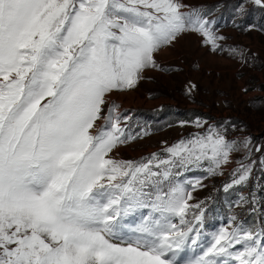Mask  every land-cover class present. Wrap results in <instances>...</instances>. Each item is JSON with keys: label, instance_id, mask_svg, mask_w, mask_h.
Listing matches in <instances>:
<instances>
[{"label": "snow or ice", "instance_id": "6c2138e0", "mask_svg": "<svg viewBox=\"0 0 264 264\" xmlns=\"http://www.w3.org/2000/svg\"><path fill=\"white\" fill-rule=\"evenodd\" d=\"M211 23L184 0H0V264H177L197 243L203 202L189 201L203 184L182 174L223 175L235 141L210 128L163 156L115 159L136 137L108 97L185 34L223 51ZM250 173L239 164L225 188ZM206 245L189 264H264V223L231 217Z\"/></svg>", "mask_w": 264, "mask_h": 264}, {"label": "rangeland", "instance_id": "374dc122", "mask_svg": "<svg viewBox=\"0 0 264 264\" xmlns=\"http://www.w3.org/2000/svg\"><path fill=\"white\" fill-rule=\"evenodd\" d=\"M184 3L212 22V30L224 37L223 51L214 53L198 34H185L169 47L170 52L156 54L158 68L146 69L133 88L115 90L108 97V107L117 106L121 125L136 137L113 150L110 155L115 159L163 156L166 147L210 128L235 141L236 150L223 175H209L207 164L182 174L184 180H202L203 187L193 192L189 203L203 202V212L207 211L197 243L189 241L176 253L177 264H189L201 255L206 240L229 225L231 217L246 226L264 223V6L254 0ZM122 93L135 97L136 104L124 103L119 109ZM241 163L251 165L248 180L226 189ZM149 211L141 209L124 222L135 226Z\"/></svg>", "mask_w": 264, "mask_h": 264}, {"label": "bare ground", "instance_id": "6f19581e", "mask_svg": "<svg viewBox=\"0 0 264 264\" xmlns=\"http://www.w3.org/2000/svg\"><path fill=\"white\" fill-rule=\"evenodd\" d=\"M184 36V35H183ZM183 36H181L180 38H182ZM163 53H167V52H170V48H165L163 50H161ZM160 51V54H162V52ZM111 97V96H110ZM113 97V96H112ZM119 97L121 98V104H122V101H123V104L122 105H119V109H121L122 106H124V103L127 105V104H136V101H135V97L129 95V94H125V93H122L119 95ZM154 103L153 101H149L148 104H152ZM156 103H159V102H156ZM196 257V256H195ZM190 261V260H189Z\"/></svg>", "mask_w": 264, "mask_h": 264}]
</instances>
